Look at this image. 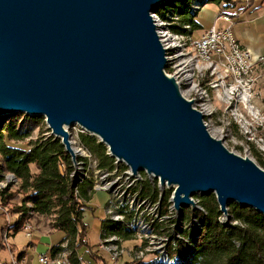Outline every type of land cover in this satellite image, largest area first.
I'll list each match as a JSON object with an SVG mask.
<instances>
[{"label": "water", "instance_id": "1", "mask_svg": "<svg viewBox=\"0 0 264 264\" xmlns=\"http://www.w3.org/2000/svg\"><path fill=\"white\" fill-rule=\"evenodd\" d=\"M174 0H0V117H46L73 159L63 126L80 125L136 174L175 186L172 204L213 194L264 215V170L211 136L203 114L165 74L151 13Z\"/></svg>", "mask_w": 264, "mask_h": 264}, {"label": "trees", "instance_id": "2", "mask_svg": "<svg viewBox=\"0 0 264 264\" xmlns=\"http://www.w3.org/2000/svg\"><path fill=\"white\" fill-rule=\"evenodd\" d=\"M177 1L181 2L178 7L175 6ZM207 2L215 3L225 9L234 6L237 0H207ZM168 8L171 9L168 12L176 16L177 20L180 19L182 27L184 25L192 27L189 31L180 28L176 30L177 32L185 30L188 33L199 28V24L195 21L197 14L191 12V0H176L166 7V11ZM159 13L158 9L157 14ZM159 15L164 17L163 13ZM1 133L0 174L5 167L20 180V186L18 191L13 193H10L9 187L0 189V205H7L10 200L16 198L17 194L22 195L19 205L13 206L10 210V213L15 215L13 222L8 226L0 227L1 249L5 248L3 243L5 235L9 238L18 233L33 214L54 215L52 227L63 232L64 237L60 242L67 241V247L71 251V263L77 264L78 259L74 258L76 248L81 247L86 238L84 213L91 209L88 206L92 198L89 192L91 181L85 179L77 184L70 178L69 175L74 172L71 158L59 139L42 136L35 141H30L28 148H22L5 143V138L17 141L24 139L28 133L22 131L21 127L17 128L13 124H8L5 128L3 127ZM80 139L87 150L97 158L99 168L108 169L114 166V159L107 154L106 146L98 142L94 136L84 134ZM143 190L151 197L158 198L157 190L148 182H144ZM169 198L170 192H165L162 202ZM199 205L203 210L195 209L192 212L193 217H196L201 225V229L183 231L187 233L189 242L192 241L190 246L183 241L177 244L184 253L185 264H264V215L262 213L232 202L228 205L229 214L232 220L237 222L232 224L227 220H219L221 212L213 194L201 196ZM182 218L187 220L184 212ZM100 226L105 234H119L124 239H127L126 236L129 234L118 222L102 219ZM190 233L197 234L189 236ZM58 248V245H54L51 251L57 252ZM88 251L91 254L90 249ZM18 256L21 257V254Z\"/></svg>", "mask_w": 264, "mask_h": 264}, {"label": "rangeland", "instance_id": "3", "mask_svg": "<svg viewBox=\"0 0 264 264\" xmlns=\"http://www.w3.org/2000/svg\"><path fill=\"white\" fill-rule=\"evenodd\" d=\"M192 1L193 0H191V6H192ZM180 4H181V2L177 1L175 3V6L178 7V6H180ZM208 4H213L214 6H217L212 2H206V3L204 2L203 4H201L200 8L195 10V11L191 7V12H194V14H198L200 12V10L203 7H205V5L207 6ZM166 7H169V6H165L164 8L163 7L159 8L160 13H163L164 17L159 15L160 13L157 14L158 12H156L154 14H156V16H159V19H161L164 24H166V23H172L173 24V26L172 25L169 26L170 28L169 29L167 28V30L173 35V37L176 40H178V37H175L174 33L183 35L186 33L187 30L186 31L184 30V32H177L176 31L180 28L182 30L184 29L181 26L182 22H180V19L177 20V22H175V21L172 22L171 18L170 17L168 18V16L171 14L168 11L171 9L168 8L166 11ZM167 18L170 21H168ZM197 18L199 19V21L201 23L202 22H203V24L205 23L204 18L202 19L200 14L197 16ZM221 24H222V22L220 20L217 23V26H222ZM172 27H174V28H172ZM190 28H192L191 25H190ZM199 30L196 29L193 31L192 38H195V36L199 35ZM189 51H191L190 47H189V50L186 49V53L188 54ZM171 67L172 66L168 67V64H167L168 69H166V72L169 74L173 73V71H172L173 69ZM260 72H261V74H263V77L259 73L260 76H258L256 91H257L258 96L262 100L264 97V71H260ZM195 79H196V77H195ZM196 81H197V79H196ZM190 95H191V97H187L186 95L185 96L187 98H194L195 102H196V98L193 96L194 94H190ZM210 96L211 97L208 98L209 104L211 105V107L213 109H215V113L210 116L211 119H214V121H215V122L212 121V123L214 125L212 124L210 130L208 129L210 134L214 135L217 138H221L223 140V146H225L227 148V150H229L230 152H233L234 154L241 156L243 158L251 159L255 164H257V166H259L261 169L264 170V160L259 157V151H262V147H261L262 144H261V142H258L259 140L257 141L258 135L260 136L262 132L257 127L258 131H255V136L251 137L250 142L247 141L246 137H249V136L247 133H244V130H242L241 125L238 124L239 122L235 121V119H232L230 114H226L227 116L224 114L223 117L222 116L220 117V111H222V113H226V112H224L225 106H224V103L221 101V97L220 96L218 97V95H216L215 93L211 94ZM195 105H196V108L199 110V107L197 106L196 103H195ZM208 109L211 110L210 107H208ZM239 110H240V108H239ZM259 112H260V114L263 113V115H264V109L263 108L259 107ZM214 115H217V117L219 119L216 117L212 118ZM243 116L245 117L246 120L250 119L249 114H248V116L247 115H243ZM45 122H46V117H44V116H31V115H27V114L21 113V112L15 113L11 116H5L4 115V116L0 117V135L2 134L1 131L3 130V127L5 128V126L8 124H13L17 128L21 127L22 131H26L28 133L27 136L24 139L18 140V141L5 138V143L7 145H10V146L28 148V143H30V141H35V140L41 138L42 136H51L50 135L51 131L46 127ZM228 122H230V123L228 124ZM222 127H224L226 132L224 131V129ZM67 132L69 134L70 143L72 142L71 146H73L74 149L78 150V158H77L78 163H79V161H82V163L85 164V166H82V167L83 168L86 167L85 169H89L91 172H93L94 166L91 167V164L88 163V158L86 157V151H84V148H82V146H79V141L77 140L78 139L77 134L80 137H81V135H84V134L88 135V134L86 132L80 133L78 131L77 127L71 128V130L67 131ZM221 135L223 137H221ZM240 136H242V139ZM256 137H257V139H256ZM256 142H257V144H256ZM258 149H260V150H258ZM73 160H75V159H73ZM0 161H2L1 156H0ZM141 173H143V172H141ZM142 175L144 176V174H142ZM0 178H1L0 189H2L4 187H9L10 193L18 191L19 186H20V180L17 179L12 172L7 171L5 167L3 168V170L0 174ZM112 180H114V181H112ZM111 181L113 182V185H112V187L108 188L109 191L103 190L104 192L103 191H92L91 192L92 198H91L90 202H88V206L91 209L89 211L87 210L84 213V217H83V222L86 224V238H85V243L81 247H79V248H82L80 250V252L86 253L88 255V252H89L88 249H90L91 252H95V249H96L95 247H98L100 234H101V238H102L103 237L102 234L104 233V231H101V226H100V222L102 219H104V216H105L103 207H104V204L106 202L107 196L109 195L111 198V205H113L115 207H109L108 218H114L115 219L116 216L118 217L120 215L119 209L125 210L127 207H129L126 209L129 212L127 214V220H129V217L131 218L133 216L135 218L139 217V221L135 225L134 224L128 225V227H130L132 229V231H134V233H132L131 231H128V230L126 231V229H124V225H122V223H121V225L123 226V230L125 232H128L129 234H127V236H126L127 239L123 238L122 241L118 240V235H116L117 240L112 241V243H113L112 247H117L116 246V243H117L118 246L123 249V252L120 253L119 257L116 260L112 261V259L110 258V255H109L111 253L107 252L106 249L101 250V251L106 253L107 257L110 259V261L113 264H115V263H117V264H134V263L135 264H144V263H142L143 259L149 260L150 264H163L160 261L156 260V259H160V256L162 255V251H160V249H161L160 247L162 246V242L160 240V237H157V235H153L152 232H150L151 231L150 227H148V229L146 231L144 229L143 230L144 232L138 231V230H140V225H142L144 223V220L149 222V221H152L153 219L159 220L160 219L159 217H161L160 215H162V216L164 215V216H168V217L174 215V214L172 215L170 212V207H172L171 202H170V198L167 199V201H165L164 203L162 202V198L164 196V193L170 192V191L167 190L161 194V205L162 206L159 205V207H160L159 212L161 214H159V216H158V214L157 215L155 214V213H157V211L154 209V207L152 208L151 205H147V204L142 203L141 201H137V200H135L133 202L131 199L127 198L126 196H123L122 193H125V192L128 193L131 189H132L131 191H133L134 188L138 189L139 187L137 184H135L133 182H126V184H125V179L115 178L114 176H112V179H110V182ZM153 183L155 184V185H153V188L156 189L157 191H160V189L158 187V182L156 179H153ZM142 191H144L143 188H142ZM156 195H157V193H156ZM21 196L22 195L17 194L16 198L10 200L7 205H5V206L0 205V227L8 226L9 223L13 222L15 215L11 214L10 210H12L13 206L19 205ZM170 196H171V192H170ZM200 198H201V195L192 197V199L195 201V203L198 206H200L199 205ZM119 202L122 204V206H120L121 208L119 207L118 209H116V207L119 205ZM182 210L185 213V218L187 219L188 223L192 224V227L190 230L193 231L194 229H196V227H194V223L192 221L195 220V222H198L196 217L191 218V216L193 215V212L191 211V209L189 207L185 206L182 208ZM135 212L140 213V214H135ZM172 213H174V211H172ZM219 216H220L219 220L220 219L222 220V218H225V220L229 221L232 224L237 223L236 221L232 220V218L229 214V208L227 210V216L229 217V219H227L225 217L226 215H223L222 213ZM170 219L171 218H168L167 222L172 223V221L173 222L177 221V223L179 222V226L182 227V223L180 224V222L183 220V218H181V220H176V219L170 220ZM141 220H143V222H140ZM53 221H54V215L41 217L37 214H33L31 216V218L28 219L26 221V223H24V224L29 223V225L31 226L30 232H31V236H32L33 231L37 227V224L43 225L44 227H46V229H49V231L55 230L52 227ZM110 221H112V220H110ZM113 222L120 223L117 220H115ZM170 227H171L170 223H167V228H170ZM23 229H24V227L21 228V230L15 235V237H12L13 235L10 236L8 238L7 242L5 240L7 238L5 235V238L3 240L5 248L2 249V251L0 253V259H2L0 261V263L4 262V261L9 262L10 261V255H12L13 264H21V261L23 262L22 264H27V262H25V260H23L22 257L16 256L20 252V250L24 247V245L29 241L28 240L29 238H27L25 236ZM190 230L188 232H190ZM183 231H185V230L183 229ZM183 231L179 230L177 232L178 233L182 232V235H183L182 239H186L188 237L187 233H184ZM136 233H139L140 235H137ZM195 234H197V233H191L190 236H193ZM50 236L52 238H54L55 241H58L61 237L60 233H56V231L54 233H52V235H50ZM50 236H48V237L50 238ZM182 239L180 241H183ZM191 240L192 239H190V241ZM45 241H46L45 239L42 240V242H45ZM190 243H192V241ZM11 244H15L19 250V251H15L16 255H13L14 252H13ZM62 245H64L65 247L62 248ZM62 245L60 246L62 249H64V248L69 249L67 247V241L63 242ZM119 247H117V254H119V250H118ZM0 248H2L1 245H0ZM144 249H147L148 251H146ZM7 251L9 253V255H8ZM142 252L144 253V255H142ZM159 254H160V256H159ZM37 262H38V256H37Z\"/></svg>", "mask_w": 264, "mask_h": 264}, {"label": "bare ground", "instance_id": "4", "mask_svg": "<svg viewBox=\"0 0 264 264\" xmlns=\"http://www.w3.org/2000/svg\"><path fill=\"white\" fill-rule=\"evenodd\" d=\"M175 1L176 0H174V2ZM174 2L168 3V4L163 5L161 7L164 8L165 6H170ZM204 2L206 3L207 0H193L191 7L195 11V10L199 9L201 4H203ZM156 12H158V10ZM156 12H154V13H156ZM154 13H151V14L153 16L154 22H155L156 27H157L156 31H157V34L159 36L160 42H161L163 48L166 50V56L165 57L167 60L168 67L172 66L171 68L173 69L172 70L173 73L171 74L172 78H174L175 82L177 83V85L179 87L180 94L185 99H187L189 101H193V107H195V109H197L195 103L197 104V106L199 107V110L198 109L197 110L199 112H201L204 116L203 122H204L207 130L208 129L210 130V128L213 124L212 121L215 122L214 119H211V117H210L212 114L215 113V109H213L211 107V105L209 104V101H208V98L211 97L210 95L215 93L216 95H218V97L219 96L221 97V101L224 103V106H225L224 112H226V113H222V117L224 116V114L225 115L230 114L232 119H235V121L239 122L238 124L241 125L242 130H244V133H247L248 136L250 137L249 138V137H246L244 135L247 138V141H249V142L251 141V137L255 136V131H258L257 130V127H258L262 133L260 136L258 135V139H257V137H256V139H257V141L259 140L258 142H261V144H262L261 147H263V145H264V131H263V129H264V115H263V113L260 114L259 107L248 109V114L250 117L249 120H246L245 117L243 115H241V112L239 110V108H240L239 99H233L232 87H229V79H227L224 75V67H223V63L221 62L220 58L217 57L216 55L208 54L207 52L201 51L200 47L198 45V42L195 41V38H192V32H188V33L183 34V35L174 33L175 37H178V40H176L173 37V35L167 30V28L169 29L170 28L169 26H171V25L173 26V24L172 23L164 24L162 22V20L159 19V16H156V14H154ZM169 17L171 18L172 22H174V21L177 22V17L174 16L173 14H170L168 16V18ZM168 21H170V20L168 19ZM183 28L186 29L187 31H189L190 25H184ZM189 47H190L191 51H189V53L187 54L186 49L189 50ZM228 52L230 55V64H232V65H241L242 64V56L239 55V47L237 46V44H230ZM256 65H258L261 69L264 70V57H258L257 59H255V60L253 59L252 61H250V63L247 66L246 71L245 70H237V77H243V81L242 80H235L234 89L237 92H245V82H246V88H253V86H254L253 101L254 102H262V100L260 99V97L258 96L257 91H256L258 76H260L259 73H257V71H256L257 70ZM166 69H168V68L166 67L164 69V72L167 76H169V73L166 72ZM195 77H196L197 81H196ZM190 94H194L193 96L196 98V102H195L194 98H187V97H191ZM208 107H210L211 110H209ZM261 108L264 109V106ZM214 117L218 118L217 115H214L212 118H214ZM229 123L230 122H228V124ZM45 124L47 127L48 125L46 122H45ZM63 127L67 131H70L71 128L77 127L78 131L80 133L86 132L88 135L92 136L89 132H87L84 128H82L78 124H74L71 127H67V126H63ZM222 128L224 129V127H222ZM209 130H208V132H209ZM224 131H225V129H224ZM209 134H210V132H209ZM50 135L53 136L51 134V132H50ZM210 135L213 136L214 138H217L212 134H210ZM221 137H223V136L221 135ZM217 139H221V138H217ZM97 140H98V138H97ZM222 143H223V140H222ZM256 144H257V142H256ZM82 148H83V146H82ZM72 149L75 153V157H74L75 160H73V158L70 156L71 164H72V167L74 169V172H72L69 175L70 178L73 179L74 181H76L77 184L82 182L85 179H88L91 181V186L93 185V181H94V184L97 187H99L100 190L109 191L108 188L112 187V185H113L112 181H114V180H112L110 182V179H112V176H114V175L112 173H110L107 168H104V169L99 168L98 165H95L93 167V169H94L93 172H91L89 169H85L86 167L83 168L82 166H85V164L82 163V161H79V163L77 161L78 150L74 149L73 146H72ZM258 150H260V149H258ZM107 154H108V150H107ZM113 159L117 160L115 158H113ZM118 165L121 167V169L127 170V175H129V176L134 175V173L130 169V166L128 167L124 162H121L118 160ZM139 172H140V176H142V177H152V181H153V179H156L158 182V187H159L160 191L163 190V185L160 184L159 178H155V176L147 174L144 171H139ZM141 172H143V173H141ZM142 174H144V176ZM153 185H155V184L153 183ZM131 190L128 193L127 192L122 193L123 196H126L127 198L131 199L133 202L135 200H137V201H141L142 203H145L147 205H151V207L152 208L154 207V209L157 211V213H155L156 215L158 214V216H159V214H161L159 212V208H160L159 204H157V202H152L150 197L144 195V193H143L144 191H142V187H139L138 189L134 188L133 191H131ZM170 192H171L170 202L172 205V207H170V212L172 215L173 214L174 215L169 216V217L164 216V215L163 216L160 215L161 217H159L160 218L159 220L153 219L152 221H149V222L144 220V223L142 225H140V230H138V231H143L144 229L146 231L148 229V227H150V229H151L150 232H152L153 235H157V237H160L162 245H163V243L170 245V246H161L160 247L161 249L159 248L160 251H162V255L160 256V254H159L160 259H156V260L160 261L163 264H185L184 253H182L181 249L177 245L178 242L182 239L183 235H182V232L178 233L177 231H179V230L183 231V229L186 231H189L192 227V224L190 223L191 224L190 225L187 220H182L180 222V224L182 223V227H180L179 222L177 223V221H174V222L172 221V223L167 222L168 218H171L173 220H175V219L181 220V218L183 216V211L181 213V216L180 217L178 216V214H177V212H176V210L172 204V195H173L174 191L171 190ZM120 206H122V204L119 202V205L116 207V209H118ZM127 208H129V207H127ZM126 209L120 210V212L124 215H127L129 212ZM172 211H174V213H172ZM192 216H191V218H193ZM132 217L131 218L129 217V220H127V221L121 220L120 215L118 217L116 216L115 219L114 218H108V219L112 220V221H115V220L119 221L120 223H122V225H124V228L126 230L134 233V231H132V229L130 227H128V225H130V224L135 225L139 221V217H137V218H135V217L132 218ZM222 220L226 221L225 218H222ZM140 222H143V220H141ZM192 222L194 223V227H196V229H199V230L201 229V225L198 222H195V220H193ZM167 223H170V226H171L170 228H167ZM26 227H27V224L24 225V229H26ZM30 229H31V226H30ZM136 234L140 235L139 233H136ZM102 235H103V237H102L103 238V246L106 249V251L111 253V254L112 253L117 254V247H112V245H113L112 241L117 240V236L114 234H105V233H103ZM190 235H191V233L189 234V236ZM182 240L184 241V243L186 245L190 246L189 237H187L186 239H182ZM63 247H65V246L62 245V248ZM61 249H60V255H62L63 259H66L67 264H72V263H70L71 262L70 261L71 251L67 248H64L62 250ZM144 250L148 251L147 249H144Z\"/></svg>", "mask_w": 264, "mask_h": 264}, {"label": "built area", "instance_id": "5", "mask_svg": "<svg viewBox=\"0 0 264 264\" xmlns=\"http://www.w3.org/2000/svg\"><path fill=\"white\" fill-rule=\"evenodd\" d=\"M244 2L248 0H243ZM217 9L216 17L214 23L208 27L206 30H204L200 35L195 36V41L198 42V45L200 47L201 51L207 52L208 54H213L216 55L217 57L220 58L221 62L223 63L224 67V75L227 79H229V87H232V95L233 99H239L240 102V111L241 115H247L248 116V109L249 108H258V107H263L264 106V97L262 99V102H254L253 101V88H246V82H245V92H237L234 89V82L235 80H242L243 77H237V70H247V66L252 61L254 58L257 57H263V56H257L254 57L248 51L247 48H245L241 43L235 38L231 25H232V15L228 12H226L224 9H222L221 6H215ZM217 20H222L228 23L227 26H217ZM230 44H237L239 47V55L242 56V64L241 65H232L230 64V55H229V45ZM169 77H172L171 74H169ZM222 116V111H220V117ZM263 118V117H262ZM264 131V129H263ZM78 141H79V146H83L84 151H86V157L88 158V163L91 164V167L95 165H99V162L97 158H95L92 153H90L89 150L82 144L80 136H78ZM242 139V136H240ZM259 157L264 160V145L262 147V151H259ZM108 171L114 175L115 178H123L125 179L126 182H133L138 185V187H144V182H148L152 187H153V181L152 177H142L140 176V172L134 174V175H127V170L126 169H121V167L118 165V160H114V166L112 168H108ZM175 186H168L167 184L163 185V190L157 191V197L158 198H153L149 195V193H145L144 190V195H147L148 197L151 198L152 202H157V204L161 205V194L164 191H174ZM92 191H103L100 190L99 187H97L94 184L90 186L89 192L91 193ZM77 192V190L75 191ZM104 192V191H103ZM198 196V195H196ZM109 207H115L111 205V198L108 195L106 202L104 204V219H108V211ZM199 210H203L202 207ZM119 214H120V219L123 221H127V215H124L120 212L119 209ZM135 214H140L136 213ZM193 217V216H192ZM194 218V217H193ZM110 221V220H109ZM24 230V234L27 238L31 237V232H30V226L29 223L27 224L26 229ZM6 242L8 238L5 239ZM118 240H123L121 236L118 234ZM63 242H60L58 244L59 248L57 249L58 252H52V253H42L38 255V264H67L66 259H63L62 255H60V245H62ZM116 246L118 244L116 243ZM162 246H170L168 244L163 243ZM98 247L100 250H105L103 246V239L101 238L100 234V239H99V244ZM123 252V249L119 247V254H109L110 258L112 261L116 260L120 253ZM142 255L144 253L142 252ZM148 259V258H147ZM23 262L21 261V264ZM142 263L148 264V260L143 259ZM0 264H13V259L12 255H10V261L9 262H1ZM150 264V263H149Z\"/></svg>", "mask_w": 264, "mask_h": 264}, {"label": "crops", "instance_id": "6", "mask_svg": "<svg viewBox=\"0 0 264 264\" xmlns=\"http://www.w3.org/2000/svg\"><path fill=\"white\" fill-rule=\"evenodd\" d=\"M224 10L232 15L231 28L235 38L241 43V45H243L248 49V51H250L252 56L257 57L260 55L264 57V0H248L246 2H244L243 0H237L234 6L225 8ZM216 13L217 9L213 4H208L207 6L205 5V7L200 10L197 16L200 14L201 18H204L205 23H201L197 16L195 17V21L199 24V28H197L198 30L200 29L199 35L214 23ZM219 21L220 20H217L216 23H218ZM221 22L222 27L228 25V23L225 21L221 20ZM193 31L194 30H191L192 34ZM257 58H254V60ZM259 68L260 67L256 65L257 73L261 74L260 71L264 70ZM261 75L263 77V74ZM39 216L42 217V215ZM52 231H49V229H46V227L41 224H37V227L33 231V235L28 239L29 241L24 245V247L17 255L21 254V257L23 258V260H25V262H27V264H38L37 256L42 253H52V247L54 245H58V243L64 237L62 231ZM55 231L56 233H60L61 235L58 241H55V239L50 236ZM15 235H13L12 237H15ZM48 236H50V238ZM43 239H45L46 241L42 242ZM11 245L14 252L13 255H16L15 251L19 250L15 244ZM95 248V252H91V254L94 255L93 256L89 252L88 255L86 253H81L80 250L82 248L77 247L74 254V258L78 259L77 264H113L107 257L106 253L102 252L99 247ZM1 251L2 249L0 248V253ZM1 260L2 259H0V261ZM148 263H150L149 260Z\"/></svg>", "mask_w": 264, "mask_h": 264}]
</instances>
